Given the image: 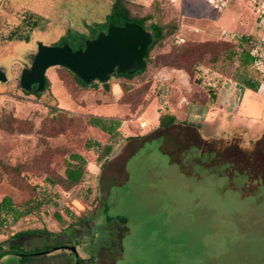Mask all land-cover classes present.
<instances>
[{
	"label": "rangeland",
	"instance_id": "obj_1",
	"mask_svg": "<svg viewBox=\"0 0 264 264\" xmlns=\"http://www.w3.org/2000/svg\"><path fill=\"white\" fill-rule=\"evenodd\" d=\"M113 2L0 0V72L6 77L0 81V202L8 196L20 211L31 210L17 221L8 217L0 226V242L8 246L7 240L18 232L45 229L55 237H22L14 244L45 249L59 240L79 242L76 251L85 264H264V117L253 122L225 113L207 121L203 111L184 103L177 118L198 130L160 129L157 105L146 108L142 100L148 85L172 107L182 97L188 99L187 94L208 100L214 91L217 96L220 83L235 80L241 72L237 64L226 61L225 50L244 32L257 37L262 48L258 54L263 62L250 67L248 74L262 79L264 35L257 34L256 16L243 0L238 8L220 13L196 0H184L181 7L172 0L128 1L135 18L156 11V19L164 24L183 20L181 33H186L175 34L151 57L169 54L165 60L158 56V63L176 62L189 72L161 74L149 62L142 82L136 79L126 87L131 90L125 97L131 106L121 110L104 103L110 98L91 87L84 89L66 68L47 71L49 89L40 97L21 88V73L30 67L39 42L59 46L67 37L76 41L74 50L83 47L108 29ZM223 14L230 19L225 22L227 33L207 27ZM240 15L245 28H240ZM176 39L184 41L176 44ZM196 44L210 46L198 58L181 60L185 54L176 50ZM233 88L225 89L222 109L231 110L240 96L241 87ZM92 115L122 119L130 139H117L111 159L99 165L97 175L86 171L79 187L66 194L55 186L58 205L48 201L37 206L38 188L64 176L70 154L96 163L100 151L88 149L87 143L105 138L88 131L86 118ZM107 216L128 222H110ZM77 262L75 253L59 248L26 262L6 256L0 264Z\"/></svg>",
	"mask_w": 264,
	"mask_h": 264
},
{
	"label": "trees",
	"instance_id": "obj_2",
	"mask_svg": "<svg viewBox=\"0 0 264 264\" xmlns=\"http://www.w3.org/2000/svg\"><path fill=\"white\" fill-rule=\"evenodd\" d=\"M131 3L126 0H114L111 11L107 18V28L110 24L114 26H124L126 23H137L144 27L146 31H148L152 36V44L149 46L148 53L145 58V64L142 70L138 71L134 75H127V74H120L116 77V79H122V80H129L134 81L138 79V81L142 82L141 80L145 76V73L147 72L149 62H152V66L154 69L160 71L162 69H181L184 71L189 72V68L179 66L175 63L168 64L167 62H161L158 63L157 59L159 57L163 58V60L167 59L169 54H163L156 56V58H152L151 54L153 51L161 49L166 42H168L170 39H173L175 37V34L178 31V21H172L167 23H162L160 20L156 19V14L159 12L149 14L140 18H135L132 16L130 11ZM258 27L257 34L264 35V26L261 24L259 20H257ZM101 32V31H99ZM96 38L94 36L92 39ZM64 43L70 44H77L76 41L69 39L67 37L62 39V43L60 45H63ZM227 43V42H226ZM84 45V42L83 44ZM228 45V44H225ZM230 45V44H229ZM205 46H210V44H196L195 46H192L188 49L180 50L178 48L176 51L180 54H185L182 58L184 59L185 56L188 57H195L198 58L202 55L204 52ZM262 47V46H261ZM259 46V40L257 37H255L253 34H239L236 36V44L230 47H227L225 50L226 52V61L229 63H235L238 65L241 72L237 74V78L235 81L242 85L244 88L249 89L254 92H258L261 87V79L252 77L248 74V70L250 67L256 66L258 63L263 62L260 58V54H258ZM262 51V48H260ZM178 59V58H177ZM158 63V64H157ZM63 68V67H60ZM69 73H71L74 77V79L84 88V89H94L98 90L100 82H92L91 84H86L82 80H80L77 76H75L70 70L66 69ZM49 80L46 77V88L43 92H36L31 91L27 92L25 90L24 93L27 95H35L36 97H40L43 95L44 92L48 91L49 89ZM94 84H97L96 87H94ZM102 92H109L111 89L110 81L106 83H102ZM37 86H34L36 88ZM151 90V86L148 85V88L143 90L142 92V100L145 105L150 100L151 96L157 92L155 90ZM131 90H128V88L124 87V94L122 98L119 100V103L122 105H128L131 106L128 100H126V93H128ZM97 92V91H96ZM152 93V95H151ZM208 100L206 99H200L198 96L191 95V101L194 103H198L201 105H205L208 102L215 101L216 94L210 91V94ZM162 96V95H161ZM144 105V106H145ZM57 109V108H56ZM62 110L61 108H58ZM86 123L88 127H95L103 131L104 133L108 134L109 138L115 142L118 137V128L121 126L120 120H114V119H102L97 117H90L86 118ZM173 126H182V127H190L193 129H197L195 125L189 124L187 121H180L177 116L171 114L169 110H164V112L161 114L159 118V128L160 129H168ZM8 131L12 132L14 131L13 128H9L6 126ZM130 139V138H127ZM88 149H91L92 147H95L92 142L87 143ZM97 150L100 151L99 156L97 157L96 163L98 165H101L103 161H107L110 157V154L113 152V145L112 144H105V145H99L96 146ZM70 161L71 163H67L65 168L64 176H57L56 179H48V183L41 185L38 188V202L36 203L37 206L44 205L45 203H48V201L52 202L55 205H58L59 202V196L55 192L54 187L60 186L63 191L67 194L71 189L79 187L83 181H85L86 171H88V164L89 161L81 154L73 153L70 154ZM17 183V182H16ZM107 209V207H106ZM31 213V210H25L20 211L19 208H16L14 205V202L12 198L10 197H4L0 202V226L6 223L8 220V217L10 215L14 216V220H19L24 215H29ZM107 220L112 222L113 220L119 221L121 224H126L128 222L127 218L125 217H110L107 216ZM30 236H44L48 238H54L55 235L48 232L45 229H33V230H27V231H21L16 234H14L11 239L8 241V246L5 245V242H0V261L5 258L6 256L14 255L18 256L21 261L26 262L29 259H32L35 256L44 255L45 253H48L51 249L58 246H77L79 242L73 243L71 240H59L57 243H55L52 246L46 247L45 249H25L24 245L22 244H14V241L22 238V237H30ZM38 253V254H37ZM79 264H85V260L78 257Z\"/></svg>",
	"mask_w": 264,
	"mask_h": 264
},
{
	"label": "water",
	"instance_id": "obj_3",
	"mask_svg": "<svg viewBox=\"0 0 264 264\" xmlns=\"http://www.w3.org/2000/svg\"><path fill=\"white\" fill-rule=\"evenodd\" d=\"M151 44V34L137 23H126L124 26L110 24L105 32L86 41L77 50L67 43L47 46L39 42L30 67L21 73L20 85L27 92H43L47 71L53 67L70 70L86 84L95 81L106 83L120 74L132 76L143 69ZM5 80V75L0 72V81ZM59 248L71 250L78 258L76 246L56 247L52 251Z\"/></svg>",
	"mask_w": 264,
	"mask_h": 264
},
{
	"label": "crops",
	"instance_id": "obj_4",
	"mask_svg": "<svg viewBox=\"0 0 264 264\" xmlns=\"http://www.w3.org/2000/svg\"><path fill=\"white\" fill-rule=\"evenodd\" d=\"M126 1H130L132 3L143 4V0H135V1L134 0H126ZM183 2H184V0H175L174 1L175 5L176 6L179 5V7H181L180 5H182ZM240 5H241V0H238L235 4H233L230 8H228L225 11H228V10L230 11V10L236 9ZM239 11H241V9H239ZM228 17H229V15L223 14L221 19L219 18L218 21H215L214 23H210V26H207V27L215 28V26H216L218 29L217 33L225 34L230 29L229 27H226V25H225V22L227 21ZM238 17H240L238 19V22L243 23V25H244L243 27L240 26V28H245V20H244L243 16L240 15ZM229 20L230 19H228V21ZM219 21L221 24L218 23ZM182 22H183V20L180 19L179 24H178L179 28H178V31L176 33V35H178V36L184 35L186 33V30L181 33L180 26H181ZM206 25H209V24H206ZM236 28H238V27H236ZM236 28H234V29H236ZM171 72L175 73V72H181V71H179L177 69H162V70L158 71L157 73L170 74ZM174 77H176V76H174ZM101 84L102 83H100V85L98 86L99 87L98 90H94V89H89V90H92L94 92L97 91L98 93H101L103 98H105V97H107L108 99L110 98V100H108V102L104 101V103H109V104L114 103L113 105L118 106L119 110L127 107L126 105L120 104L119 100L122 98V96L124 94V92H123L124 87L125 88L128 87L129 80H122V79H116V78L111 79L110 80L111 89L107 93L102 92ZM96 85L97 84H94V87H96ZM228 86H231L232 88L240 86L241 87V90H240L241 93H240V96L239 95L237 96L238 98L236 97L233 100L231 110H227V108H223L224 109L223 110L222 109L223 105H222V102H220V101L222 100L221 98L223 97V93H224L225 89L227 90ZM220 87L221 88L219 89V92H218V95L216 96L215 101L208 102L205 105H201V104L192 102L191 98H190L191 96L189 97L190 94H187L188 99H186V97H182V99L173 107L169 106V105L166 106V104L163 102V99L161 98V96L157 97V96L152 95L150 100L146 104V108L151 104L157 105L156 113L158 115V120H159L161 114L164 112V110H163L164 108H167L171 114L178 117L177 111L183 108L184 103H186V105L189 104V106L192 107L191 110L195 111L197 109L198 110L200 109L201 111H203L205 116H207V117L209 116V119H207V121L211 120L213 117H219L221 115L225 116V113H228V114L233 113V115L238 116V118L243 117L246 120H251L253 122H257V121L260 122L262 120V118L264 117V75H262L261 87H260L258 92H254V91H251L249 89L244 88L242 85L237 83L232 78H230L228 81H224V82L222 81V83H220ZM233 89H237V88H233ZM234 91H236V90H234ZM236 93H237V91L234 92V94H236ZM155 98H157V99H155ZM154 102H156V104ZM150 110H152V109H149V111ZM187 110H190V109H187ZM90 117H97V118H102V119H107V120H109V119L120 120L121 126L118 128L117 139H119L121 137L127 139L130 137V136L125 134L126 133L125 132L126 127H125L124 121L122 119H120L118 117H114V116L103 117L100 115H92V116H89L87 118H90ZM158 126H159V124H158ZM88 131L92 134H95V135L101 137V138H105L104 140L100 141V138L95 136L97 139L99 138L97 141L96 140L92 141V144H94L95 148H97L96 146H99V145L114 144L113 140L109 138L108 134L104 133L100 129L95 128V127H89ZM111 157H109V160L111 159ZM99 168H100V166L97 163L89 162V164H88V171L92 175H97Z\"/></svg>",
	"mask_w": 264,
	"mask_h": 264
},
{
	"label": "built area",
	"instance_id": "obj_5",
	"mask_svg": "<svg viewBox=\"0 0 264 264\" xmlns=\"http://www.w3.org/2000/svg\"><path fill=\"white\" fill-rule=\"evenodd\" d=\"M175 1V0H172ZM207 3L216 12H223L235 4L238 0H196ZM254 12L256 21L259 20L264 26V0H243ZM183 39H176V44L183 43ZM145 127L144 125H142Z\"/></svg>",
	"mask_w": 264,
	"mask_h": 264
},
{
	"label": "flooded vegetation",
	"instance_id": "obj_6",
	"mask_svg": "<svg viewBox=\"0 0 264 264\" xmlns=\"http://www.w3.org/2000/svg\"><path fill=\"white\" fill-rule=\"evenodd\" d=\"M58 247H63V246H58ZM64 247H70V246H64Z\"/></svg>",
	"mask_w": 264,
	"mask_h": 264
}]
</instances>
